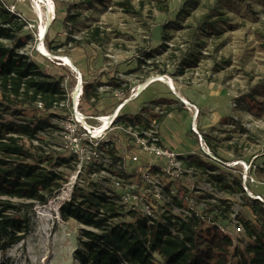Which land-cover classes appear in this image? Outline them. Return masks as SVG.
I'll return each mask as SVG.
<instances>
[{
  "label": "rangeland",
  "instance_id": "1",
  "mask_svg": "<svg viewBox=\"0 0 264 264\" xmlns=\"http://www.w3.org/2000/svg\"><path fill=\"white\" fill-rule=\"evenodd\" d=\"M5 1L14 9L16 6L28 20L25 29L33 35V40L26 46L27 53H31L46 72L54 76H59V72L68 74V68L58 65L54 55L36 50L40 20L34 2ZM63 1L73 11L81 12L79 30L74 34L78 39L95 26L104 31L102 43L77 45L67 40L69 28L60 19H54L48 27L46 47L52 54L71 56L86 80H95L96 85L103 73L110 76L111 72L121 70L131 73V87L159 74L169 75L176 82L174 91L166 82L154 81L140 96L131 99L120 119L148 126L150 120L157 117L160 135L167 146L184 156L191 151L210 153L211 159L220 166L219 170L211 172L190 166L179 158L177 172L166 179L169 191L173 189L183 197L182 204L174 202L176 215L186 217L195 211L203 217L204 235L209 226L215 225L218 232L233 237L228 260H218L212 254V259L203 264H236L238 261L264 264V251L256 244V236L246 232L245 225V221L254 224L264 233V213L245 204L242 191L233 181L234 177H241L244 193L264 201V0H130L135 12L119 6L120 0L87 9L72 6L79 0ZM208 21H212L213 27ZM46 41L55 48L48 47ZM189 52L198 55V65L185 68L181 73L180 58ZM70 83L74 84V80ZM176 92L199 107L197 118L193 106L185 104ZM248 95L261 99L262 104L251 107ZM0 101L6 105L0 109L6 120L42 127L22 138L27 149L23 156H10L11 163L18 165L17 173L23 172L27 165L39 163L61 172L65 179L46 204L35 202L31 208L22 210V215L30 219V231L10 247L3 248V240L0 241V264H79L74 250L84 226L74 218H63L59 210L61 203L81 187L113 189L118 193L123 190L95 165H85L80 170L70 158L57 164L58 158L51 146L54 131L46 124L55 115L25 101L22 96L6 98L1 90ZM119 101L106 92L96 101L83 99L81 104L85 106L88 102V111L96 115L113 111ZM168 107L172 110L161 116ZM117 147L124 160L111 168L126 183H137L139 193L143 192L144 158L131 160L129 156L135 150L124 146L122 141ZM12 180H15V168L8 184L2 187L0 199L12 203L26 199L21 193L13 194L15 183L12 184ZM124 205L126 209L128 204ZM173 207L169 203L168 209ZM249 243L256 244L251 252L246 250ZM206 244H200V249L207 250ZM154 256L157 264H167L163 255L155 253Z\"/></svg>",
  "mask_w": 264,
  "mask_h": 264
},
{
  "label": "trees",
  "instance_id": "2",
  "mask_svg": "<svg viewBox=\"0 0 264 264\" xmlns=\"http://www.w3.org/2000/svg\"><path fill=\"white\" fill-rule=\"evenodd\" d=\"M56 18L69 28L67 40L77 45L88 43H102L104 32L101 27L88 29L83 37L78 39L74 34L79 30L80 11H73L63 0H54ZM110 0H79L72 6L93 8L97 5L105 6ZM11 4L0 0V90L6 98L20 97L32 103L40 99L44 103V110L52 115H57L56 101L66 98L61 86V78L46 72L40 62L31 57L27 52H20L30 41L33 35L25 29L27 19L9 9ZM66 5V6H65ZM118 5L128 12H135V7L130 0H120ZM213 27L212 21H208ZM78 28V29H77ZM48 30L45 38H47ZM48 47L52 46L46 41ZM264 46V45H263ZM142 62V61H141ZM199 58L196 53H187L180 58V72L185 68L198 65ZM98 83V82H97ZM94 82H89L85 89V99L98 96ZM251 107H259L261 99L248 95ZM155 102V101H154ZM4 102L0 101V109ZM8 108V107H6ZM172 110L168 107L162 114ZM16 113L19 111L16 110ZM161 114V116H162ZM161 120V118H160ZM47 126L51 123L46 121ZM41 125L27 122L6 120L0 113V192L6 186L7 180L13 175L15 168V188L13 194L21 193L26 199L12 203L0 199V241L3 248L10 247L26 237L30 231V219L22 215V210L31 208L35 202L46 204L59 190L64 175L39 163L27 165L23 172L17 173L18 165L12 164L10 156H23L27 152L21 142L24 136L35 134ZM56 128V127H53ZM192 132L196 134L193 130ZM57 164L64 163L68 158L57 156ZM188 165L199 169L219 170L218 163L211 159V154H201L191 151L185 156L179 155ZM123 161L121 156H114V161ZM154 171L159 167L154 164ZM220 173H224L220 170ZM133 175V173L131 174ZM246 205L254 210L264 213V201L250 198L245 194V187L241 177L233 178ZM121 194L111 189L109 192L102 189L79 188L74 191L69 199L63 201L59 207L63 218H74L84 227L81 228L79 244L74 250L75 258L79 264H157L155 253L166 258L167 264H203L212 256L218 260H228L230 247L234 244L233 237L229 234L218 232L215 225L209 226L207 234H203V217L195 211L186 217L174 215V220L169 216L165 221L149 218L139 210L127 207L120 201ZM182 196L176 200L182 204ZM231 207L228 206L227 210ZM126 210V211H125ZM246 232L256 236L259 246L264 251V233L254 224L247 223ZM255 239V240H257ZM206 244L207 250L200 249V244ZM249 243L246 250L251 252L254 245ZM211 252V253H210ZM213 254V255H212ZM212 255V256H211ZM236 264H240L239 261Z\"/></svg>",
  "mask_w": 264,
  "mask_h": 264
},
{
  "label": "built area",
  "instance_id": "3",
  "mask_svg": "<svg viewBox=\"0 0 264 264\" xmlns=\"http://www.w3.org/2000/svg\"><path fill=\"white\" fill-rule=\"evenodd\" d=\"M52 2L55 5V1L52 0ZM9 9L17 11L25 19L24 15L16 9V6L14 9L10 5ZM55 17L56 10L51 22ZM45 36L41 37L39 32L36 35L38 40L36 50H39L42 54L44 53L40 49V44H45ZM20 52L29 51L25 47L20 49ZM29 54L32 55L31 53ZM54 57L58 59V65H65L69 70V73L66 72L68 74L64 75L59 72L61 86L65 91L66 98L55 102L54 107L58 109V114L50 121L51 125L49 126L54 131V140L51 145L55 149L54 155L70 158L80 166V170L81 167L91 164L107 173L113 178L112 181L116 186L123 190V193L120 192V201L146 215L149 218V222L154 220L165 221L169 216L174 220L177 209L173 206L179 196L173 189L169 191L166 179L169 175L177 172L180 166V153L163 143L160 135L161 129H159L160 122L157 117H153L147 126V124L135 120L125 119L122 121L123 119H120L123 114L122 111L119 114L117 113L120 109L125 108L127 102L138 97L143 92L147 85L146 82L131 87L129 79L131 73L121 70L111 72L110 76L103 73V78L96 80L98 82L96 84L98 96H91L86 101H96L97 97L106 92L112 93L120 101L115 105L113 111L95 115L88 111V102L85 103V106L81 104L83 99H85L84 94L87 84L95 80H86L78 66L65 64L61 58ZM72 79L74 84L70 83ZM170 89L175 91L174 88L170 87ZM179 96L185 104L193 106L195 110L194 117L197 118L199 107L190 101L188 103L180 94ZM35 106L42 109L45 108L43 101L40 99L36 100ZM105 119L108 120L107 123ZM193 129L199 133L195 125H193ZM121 141L124 146H129V148L135 150L129 156L131 160H139L141 157L145 160L146 170L141 174L145 185L141 193H139L140 187L137 183H126L121 177L116 176V171L111 168L112 165L121 162V160L115 162L114 156H124L117 147ZM203 153L210 154L207 152ZM154 164L159 167V170H153L152 166ZM169 203L173 207L170 210L168 209Z\"/></svg>",
  "mask_w": 264,
  "mask_h": 264
},
{
  "label": "bare ground",
  "instance_id": "4",
  "mask_svg": "<svg viewBox=\"0 0 264 264\" xmlns=\"http://www.w3.org/2000/svg\"><path fill=\"white\" fill-rule=\"evenodd\" d=\"M32 1L34 2V4H33L34 8H35V11H36V13H37V15L39 17V20H40L38 32H39V35H41V37H43V36H45V34L47 32L48 25L51 22V18L53 17V14H54V11H55V5L53 4L52 0H32ZM40 49L42 50V52L45 55H49V56L53 55L52 52L46 47L45 44H40ZM55 55L57 57L61 58L65 64L75 65L74 62H73V59L71 58V56H69L67 54H55ZM154 81L166 82L168 84V86H170L171 88H174L175 91L177 90L176 83H175L174 79L171 76L165 75V74H159V75H157L155 77H152V78L148 79L146 81L147 85H146L145 89H147ZM180 95L184 99H186L187 102L189 103V99L187 97H185L182 94H180ZM129 102H127L125 104V106ZM122 110H123V108L120 109V111L117 112V113L119 114ZM105 120H106V123H107L108 120L107 119H105Z\"/></svg>",
  "mask_w": 264,
  "mask_h": 264
},
{
  "label": "water",
  "instance_id": "5",
  "mask_svg": "<svg viewBox=\"0 0 264 264\" xmlns=\"http://www.w3.org/2000/svg\"><path fill=\"white\" fill-rule=\"evenodd\" d=\"M49 25H50V23H49ZM49 25H48V27H49ZM48 29V28H47ZM54 56H56L55 54H53ZM177 93V92H176ZM178 94V93H177ZM179 95V94H178Z\"/></svg>",
  "mask_w": 264,
  "mask_h": 264
},
{
  "label": "crops",
  "instance_id": "6",
  "mask_svg": "<svg viewBox=\"0 0 264 264\" xmlns=\"http://www.w3.org/2000/svg\"><path fill=\"white\" fill-rule=\"evenodd\" d=\"M176 83V82H175ZM177 88V87H176ZM181 94V93H180ZM183 95V94H182ZM164 143V142H163ZM165 144V143H164Z\"/></svg>",
  "mask_w": 264,
  "mask_h": 264
}]
</instances>
